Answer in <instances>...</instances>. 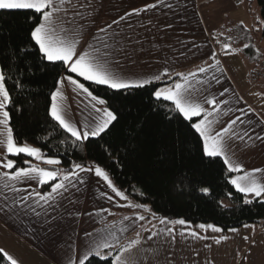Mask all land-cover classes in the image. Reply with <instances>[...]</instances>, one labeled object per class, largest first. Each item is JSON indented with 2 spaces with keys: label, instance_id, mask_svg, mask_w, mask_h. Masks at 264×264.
I'll return each mask as SVG.
<instances>
[{
  "label": "crops",
  "instance_id": "crops-1",
  "mask_svg": "<svg viewBox=\"0 0 264 264\" xmlns=\"http://www.w3.org/2000/svg\"><path fill=\"white\" fill-rule=\"evenodd\" d=\"M81 2L91 3L93 7L78 9L83 13V18L77 16L71 25H62L65 30H74L68 36L79 41L78 51L84 49L91 52L88 44L104 51L102 42L112 43L110 36L120 33L118 38L126 47L123 54L115 57L119 63L114 62V70L136 82L160 75L167 69V75L152 82L164 79L170 81L158 90H175V84H182V94L190 102L199 103L206 112L212 113L207 116V121L211 122L206 125L209 134L221 132L230 162L233 166L242 165L241 171H231L232 180L249 173L251 178L264 184V171L254 172V169L264 170V140L260 139L264 137V78L257 80L259 84L255 82L252 78L255 70H251L250 62H255L257 66L264 64V60H261L262 40L256 37L260 50L258 58L249 59L238 53V46L225 50L221 39L234 35L233 29L236 27L254 30L251 11L245 0ZM149 4H155L156 7L139 14L126 15L134 8H144ZM68 15H72L71 11ZM121 16L125 18L121 20ZM60 27L57 22V30L64 38ZM101 28H105L106 32H100ZM243 65L250 71L242 70ZM200 68L205 71H199ZM73 74L74 78L79 79L77 74ZM260 83L261 86H257ZM60 87L64 95L57 102L66 118L78 128H94L103 115L92 107L95 101L90 102V98L75 85L66 82ZM213 98L217 101L215 105L205 102V99L210 101ZM7 106L8 103L5 109L0 110V120L4 119L3 111H7ZM96 107L109 109L107 105L96 104ZM205 114L194 117L195 123L204 119ZM236 117L240 119L231 125L230 131L222 133V129L228 127ZM8 128H11L10 118L6 125L0 123V161L5 163L8 159L16 162L13 157L18 156L7 153L3 143ZM19 155L30 158L39 167H42L41 164L48 165L27 154ZM218 157L225 162L224 157ZM16 164L13 169L0 165V174L15 171ZM83 167L91 168L92 171L75 168L62 173L55 168L42 167L58 171V178L53 183L59 182L64 176L69 177L64 181L67 191L61 190L63 194L56 195L48 203L35 195L36 192L43 194L50 191V187L44 189L47 184L9 181L0 175V206L14 207V210L0 211V248L16 259L18 264H79L84 255L95 247L94 242L102 238L109 239L115 248L127 249L119 253L126 264H264V226L248 224L233 228L236 231H224L212 225L222 229L214 231L211 227L200 228L201 224L187 221L185 225H180L176 223L179 220L157 219L148 216L145 208L133 203L124 193L123 196L117 195L112 186L95 174L96 165ZM240 182L246 184L248 181L245 179ZM5 184L9 187H4ZM112 185L120 191L113 182ZM243 194L252 200H264V194L259 197L253 193ZM21 196L27 199L20 202ZM37 212L39 216L35 214ZM139 216L145 219L141 221ZM149 229L158 233L150 240L147 239ZM168 229H173V232L169 233ZM190 232H196L199 236H191ZM110 234H114L116 239H112ZM133 241L140 243L133 244ZM106 250L103 249L102 254H106Z\"/></svg>",
  "mask_w": 264,
  "mask_h": 264
},
{
  "label": "trees",
  "instance_id": "trees-1",
  "mask_svg": "<svg viewBox=\"0 0 264 264\" xmlns=\"http://www.w3.org/2000/svg\"><path fill=\"white\" fill-rule=\"evenodd\" d=\"M258 3L264 35V0ZM41 20L34 10L0 9V66L11 97L7 106L10 126L18 144L39 148L45 157L60 161L57 167H42L68 173L75 165H96L129 200L157 219H183L224 231L248 224L264 226V200L239 192L223 159L204 152L203 139L192 127L196 119L187 120L173 103L154 95L169 80L115 90L76 76L107 101L117 120L100 136L82 141L63 129L51 116L52 93L60 77L74 74L61 62L43 59L30 37V29ZM233 31L234 35L221 38L222 45L233 49L244 39L249 43L245 52L257 59V33L242 26ZM13 158L16 168L29 166L26 162L35 164L24 155ZM118 249L112 250L109 259ZM0 264H11L3 253ZM85 264L108 262L93 255Z\"/></svg>",
  "mask_w": 264,
  "mask_h": 264
},
{
  "label": "snow or ice",
  "instance_id": "snow-or-ice-1",
  "mask_svg": "<svg viewBox=\"0 0 264 264\" xmlns=\"http://www.w3.org/2000/svg\"><path fill=\"white\" fill-rule=\"evenodd\" d=\"M91 3H82L81 0H0V9H30L34 10L35 13H39L42 22H38L32 29H30V37L35 41L36 45H38L39 52L43 53V59H46L49 62H61L66 66V71L70 73L77 74L78 77H83L86 81H91L92 83L98 85H106L111 89L121 90L128 89L130 87H142L143 85H147L154 80H160L162 76L167 75V69L160 74L154 75L151 78L143 79L140 81H130L120 75L118 72L114 70V62L118 64L119 61L115 60L117 55H121L124 53V49L126 45L123 43L121 39L118 37L120 33H113L110 36L112 43L102 42V47L104 51H101L100 48H93L91 44H88L87 47L92 49L91 52L88 50L81 49L78 51L77 45L79 41L75 38H69L68 33L74 31L69 28L65 30L62 25L67 23L68 25L72 24V21L75 17L80 16L83 18V13L78 9L87 10L92 8ZM156 7L155 4L146 5L144 8H134L131 12L126 13V15H132L133 13L139 14L142 11H146L148 8ZM94 10V9H93ZM71 11L72 15L69 16L68 13ZM62 14V15H61ZM55 17V20H54ZM125 17L121 16L120 19L123 20ZM57 22L61 25L60 31L64 32V38H61L58 30H57ZM113 23L118 24L119 21H113ZM242 23V22H241ZM108 28H111V25H108ZM100 32H106L105 28L99 29ZM130 39V38H128ZM245 47H249V45H245ZM225 50L231 48L229 44L224 45ZM219 64V61H217ZM199 71L204 72V68H200ZM182 75V74H178ZM6 77L3 71V68H0V110L5 109L6 104L11 102V97L9 91L6 87L5 83ZM70 83L71 85H75L77 89L86 94L90 98L91 101H95L92 104V107L96 110L97 113H103L100 122L95 125L94 128L90 129L88 126L84 128H78L75 124L71 123L66 116L63 114L60 104L57 102L58 98L63 97L62 85L65 83ZM219 82V81H217ZM59 86L56 87L55 92L52 93V103H51V116L59 123V125L65 129L68 133L71 134L72 137L75 138L76 141L87 140L90 136L97 137L100 136L101 133H104L109 125L112 124L113 121L117 120V116L107 108H97L96 104L101 106L106 105L107 101L94 95L92 91L89 90L88 87L85 86L84 83H81L79 79L74 78L72 75L62 76L57 81ZM182 84H175V90L172 89H162L155 91L154 95L157 99L163 98L169 101L174 102L176 110L179 113H182L183 117L187 120L191 121L194 117H199L202 113H206L204 119L199 122L193 123L192 127H194L204 140V152L209 157L222 156L224 157L225 163L230 171L239 172L242 170V165H235L230 162L228 156L226 155V151L224 148L223 136L221 132H217L215 135L209 134V129L206 126L210 124V121H207V116L211 115V112H206V110L199 104L190 102L182 94ZM227 91V89H225ZM206 103H211L215 105L217 101L215 98L212 100L205 99ZM3 120H0V123L7 124L9 119L8 111H3ZM240 117H236L235 120H231L228 127H224L222 129V133L227 134L230 131L231 125L235 124ZM243 139V137H240ZM260 139L264 140V137ZM6 151L9 154L19 155V154H27L29 157H34L36 160H43L48 165H57L60 163L59 160L54 158L45 159L42 156L41 149L29 146L27 144L18 145L13 138L11 128L7 129L6 140L3 141ZM28 167H17L15 171L9 173L4 172L2 175L3 178H6L9 181H36L40 185L49 184L50 191L46 193L36 192L35 195L39 197L40 200H43L45 203H48L50 200H54L56 195H62L63 191H67V187L64 183L65 180H68V176H64L62 180L59 182L54 181L58 178V171L56 170H48L37 165H33L30 162ZM16 162L13 159H8L5 162L0 161V165L7 169H13L15 167ZM76 168H79L81 171H92L91 168L85 169L81 165H75ZM264 170L254 169V172H261ZM75 175L76 173H72ZM95 174L99 177H102L104 181L108 183L109 186L113 187V191L116 192L117 195L123 196V192H120L115 189L112 185V181L109 179L108 174L101 169L100 167L95 168ZM247 179L246 184H242L240 181ZM236 188L243 193H253L255 196L259 197L264 194V184L259 183L255 178H251L249 173H245L243 177H239L237 179H233L231 181ZM74 186V185H73ZM4 187H9L8 184H5ZM203 191L207 192L208 189H203ZM27 197L21 196L20 202H24ZM8 204L7 199L5 198V205ZM30 207V206H29ZM14 210L13 206H8L7 208L4 206H0V211H8ZM35 212V209H32ZM37 216L40 213H35ZM139 220L143 221L145 219L144 216H139ZM180 225H185L186 221L180 219L176 221ZM200 228L211 227L214 231H222V229L215 228L212 225L205 226L201 224ZM149 235L147 239H151L153 236L158 235V233L151 232V230H147ZM169 233L173 232V229H168ZM232 231H236L233 229ZM86 235H90L85 233ZM112 239H116L114 234H110ZM183 235V233H181ZM189 235L198 237L199 234L196 232H190ZM175 239V236L172 237ZM226 239V237H225ZM95 247L88 251L84 257L80 260L79 264H85V261L89 259V257L93 256V254L97 257L108 262V264H126V261L122 259V256L119 253L127 251V249L120 247L118 249V253L113 257V259H109L112 255V250L115 248L109 239L102 238L98 241H95ZM133 244H138L140 241H133ZM219 243V240L217 241ZM132 245L130 244L129 247ZM109 250L106 254L102 255V250ZM0 253H3L7 256L8 260L11 264H18V261L14 259L11 255H9L3 248H0Z\"/></svg>",
  "mask_w": 264,
  "mask_h": 264
},
{
  "label": "rangeland",
  "instance_id": "rangeland-1",
  "mask_svg": "<svg viewBox=\"0 0 264 264\" xmlns=\"http://www.w3.org/2000/svg\"><path fill=\"white\" fill-rule=\"evenodd\" d=\"M240 1H242V0H240ZM240 1H238V2H240ZM245 2H247V5L249 7V11H251V19L253 22V29L257 33L258 39L262 40L260 43L261 50L263 53L261 60H264V35L262 34L263 24H262V18L260 15L259 3H258V0H245ZM246 44L249 45V43L245 42V40L243 39V40H240L239 42H237L235 45H236V47L237 46L239 47L238 53L244 54V56H246V58L248 57L249 59H251V55L249 53H246L244 50ZM241 62H242V60H241ZM250 62H251V67H252L251 70H255V72H253L252 78L254 80H256L255 82L257 84H259V82L257 81L258 78H256V73L260 70L261 64L259 66H257V64H255V62H253V61H250ZM255 66H256V68H255ZM242 70H246L247 72L250 71V69L247 68L245 65L242 66ZM250 74H251V72H250ZM257 86H261V83H260V85H257Z\"/></svg>",
  "mask_w": 264,
  "mask_h": 264
},
{
  "label": "built area",
  "instance_id": "built-area-1",
  "mask_svg": "<svg viewBox=\"0 0 264 264\" xmlns=\"http://www.w3.org/2000/svg\"><path fill=\"white\" fill-rule=\"evenodd\" d=\"M240 1V0H237ZM256 78H264V64L260 66V70L256 73Z\"/></svg>",
  "mask_w": 264,
  "mask_h": 264
}]
</instances>
